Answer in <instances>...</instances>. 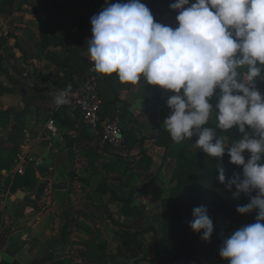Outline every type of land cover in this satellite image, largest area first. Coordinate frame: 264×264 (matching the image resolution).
Listing matches in <instances>:
<instances>
[{
  "label": "crops",
  "instance_id": "crops-1",
  "mask_svg": "<svg viewBox=\"0 0 264 264\" xmlns=\"http://www.w3.org/2000/svg\"><path fill=\"white\" fill-rule=\"evenodd\" d=\"M142 2L156 21L175 26L166 5ZM104 6L105 0H8L0 24L9 45L0 50L8 61L0 72V264H155L139 249L123 253V245L139 240L134 233L150 230L146 221L157 217L141 204L165 158L200 151L195 136L175 143L161 134L168 133L170 93L143 79L131 85L98 74L103 116L117 118L126 156L99 147L78 109L53 103L55 88L88 74L91 14ZM51 117L59 132L47 138ZM216 122L213 112L209 125Z\"/></svg>",
  "mask_w": 264,
  "mask_h": 264
},
{
  "label": "clouds",
  "instance_id": "clouds-1",
  "mask_svg": "<svg viewBox=\"0 0 264 264\" xmlns=\"http://www.w3.org/2000/svg\"><path fill=\"white\" fill-rule=\"evenodd\" d=\"M170 9L175 26L156 21L142 0H105L90 19V60L99 74L131 85L143 79L170 93L163 125L171 139L195 136L208 157L222 162L226 154L242 167L228 179L218 168V180L234 199L248 197L236 212H256L255 222L222 236L218 253L227 264H264V92L257 86L264 83V0H176ZM69 102L67 90L53 98L57 106ZM233 128L238 139L218 135ZM192 217L189 228L210 240L208 209L195 207Z\"/></svg>",
  "mask_w": 264,
  "mask_h": 264
},
{
  "label": "rangeland",
  "instance_id": "rangeland-1",
  "mask_svg": "<svg viewBox=\"0 0 264 264\" xmlns=\"http://www.w3.org/2000/svg\"><path fill=\"white\" fill-rule=\"evenodd\" d=\"M158 1L170 11L167 15L175 18L177 13L170 9V4L176 0ZM7 4L8 0H0V24L8 15ZM6 44L7 41L0 39V50ZM1 55L2 73L8 61H4ZM258 85L264 89V83ZM220 134L230 140L240 137L235 128L228 132L220 131ZM227 137L222 138L227 140ZM194 154L173 151L165 158L164 169L151 180L153 185L149 188L148 198L141 204L144 212H153L155 209L157 217L146 221V227L151 226L148 228L150 230L143 233L136 231L139 240L134 236L132 242H126L123 253H135L139 249L140 255H151L152 258L157 256L155 264H227L218 253L222 236L243 225L254 223L256 212L246 215L237 213L236 207L247 204L248 197L241 194L234 199L218 180V168L223 167L228 179L234 171L242 172V167L230 164L226 154L222 162L203 152L199 156ZM245 155L247 158V153ZM200 206L208 209L213 220L214 231L208 241L201 240V234L194 233L188 226V222L193 219L192 210Z\"/></svg>",
  "mask_w": 264,
  "mask_h": 264
},
{
  "label": "built area",
  "instance_id": "built-area-1",
  "mask_svg": "<svg viewBox=\"0 0 264 264\" xmlns=\"http://www.w3.org/2000/svg\"><path fill=\"white\" fill-rule=\"evenodd\" d=\"M99 11H93L91 17ZM89 69L85 78L76 82L69 88H55V96L61 90H67L70 102L66 107L76 108L82 117V124L95 132L98 146L108 147L116 155H127V144L122 133V128L116 117L106 118L103 116L104 104L99 94L96 82L97 73L94 69L93 62L89 56ZM44 134L47 138L57 136L59 127L53 117L49 118L43 127ZM117 134L120 138L117 139ZM22 171L21 169L18 170Z\"/></svg>",
  "mask_w": 264,
  "mask_h": 264
},
{
  "label": "trees",
  "instance_id": "trees-1",
  "mask_svg": "<svg viewBox=\"0 0 264 264\" xmlns=\"http://www.w3.org/2000/svg\"><path fill=\"white\" fill-rule=\"evenodd\" d=\"M76 84V82L74 83V82H70V84H68L67 86H65V88H69V87H72V86H74ZM161 134H163V135H165V136H168V138H169V140H171V137H170V135L168 134V133H164V132H161ZM201 152L202 151H199V152H197L196 154H194L193 156H199V155H201ZM138 232H135L134 234H137ZM125 234H127V233H125ZM157 256H155L154 258H153V262L154 263H156L155 261L157 260Z\"/></svg>",
  "mask_w": 264,
  "mask_h": 264
}]
</instances>
